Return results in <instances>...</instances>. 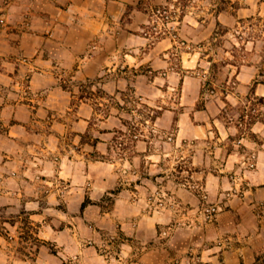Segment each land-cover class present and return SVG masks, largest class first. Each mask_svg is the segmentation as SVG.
Masks as SVG:
<instances>
[{"label": "crops", "instance_id": "obj_1", "mask_svg": "<svg viewBox=\"0 0 264 264\" xmlns=\"http://www.w3.org/2000/svg\"><path fill=\"white\" fill-rule=\"evenodd\" d=\"M220 59L205 91L199 67ZM257 98L264 0H0V264H264ZM168 139L191 146L214 219L176 184L192 222L165 229L176 213L149 197Z\"/></svg>", "mask_w": 264, "mask_h": 264}, {"label": "rangeland", "instance_id": "obj_2", "mask_svg": "<svg viewBox=\"0 0 264 264\" xmlns=\"http://www.w3.org/2000/svg\"><path fill=\"white\" fill-rule=\"evenodd\" d=\"M219 32L222 31V26H220V28L218 29ZM236 48V47H235ZM234 48V49H235ZM239 47H237V50ZM233 49V48H232ZM237 50H235V52H237ZM243 54H246V51H243V49L240 50ZM217 53V51H216ZM225 62L223 59H220L218 62H213L211 63L209 66H202L199 67V71H200V78L202 79L203 83H204V90L206 91L210 86L208 84L209 79L211 78H215L216 81H221V83L223 82V76L222 73L223 72H228V68H225ZM232 69V67H231ZM174 97V95H173ZM173 100V99H171ZM140 101V100H139ZM263 102L264 99L263 98H257L255 100H253L252 105L257 104L259 102ZM134 104L136 105L137 103L134 102ZM141 109V108H140ZM156 114V113H155ZM153 115V114H151ZM149 130L151 133H154L153 128L149 127ZM173 131H174V125L167 130V136H172L173 135ZM130 145V143H129ZM166 159L164 160V165H165V172H164V178H160L155 179V176H153L152 178H154V181H157V183L160 185L158 188L154 189V192L152 194H150L151 198V204L153 205V207H168L171 208L174 213H176L175 215V219H172L167 225L165 229L168 230H176V228H180V227H185V226H189L191 224V215L189 213L190 211V203L183 201L182 199L185 197V193L182 194V198L180 196H178V191L179 188H175L176 184H179L178 186H181L183 189L188 187L190 189H192V191L194 192V194L200 198L201 200V211L203 212V208L205 205L212 203L209 199L207 194H205L206 191H204V189L201 187V185L204 183V172H199V173H194V171L198 168H196L191 161V152H192V148L190 145L188 146H184L183 149V153L180 154V151L175 152L174 149V143L172 140L168 139V144L166 146ZM183 156V158H181V156ZM219 160V159H218ZM209 165L210 167H214V165L216 164L215 159H211V161H209ZM146 164V163H144ZM208 165V166H209ZM208 166H204L205 169ZM198 167V166H197ZM200 170V169H198ZM183 192H185L183 190ZM206 195V196H205ZM149 196V195H148ZM148 198V200H149ZM150 202V201H149ZM162 203V204H160ZM111 204L109 202V205L106 204L105 207L106 208H110ZM19 215V219L21 218L22 221V226L25 228V230L27 232L30 231V224L28 216L23 214V213H18ZM23 214V215H20ZM8 216V214H5ZM204 215V213H203ZM205 217V215H204ZM206 219V217H205ZM11 220V219H9ZM27 256L28 253H26ZM23 257H25L24 253H23ZM71 261H75V262H71ZM68 262L72 263V264H79L78 262V258H74L72 257H67L64 261L63 264H68Z\"/></svg>", "mask_w": 264, "mask_h": 264}, {"label": "built area", "instance_id": "obj_3", "mask_svg": "<svg viewBox=\"0 0 264 264\" xmlns=\"http://www.w3.org/2000/svg\"><path fill=\"white\" fill-rule=\"evenodd\" d=\"M150 12L153 15V29L157 31L158 33L162 34H171L172 36H175V28L171 24L172 22V12L168 8H163V7H156L152 6L150 7ZM250 167H254V157L252 156L250 162H249ZM206 196V195H205ZM162 204V203H160ZM221 210V204L219 203H210L204 206L203 208V213L206 217V219L211 220L216 217L218 212ZM76 258V257H74ZM72 263L75 261H71ZM68 264H72V263ZM196 264H205L204 261L198 260Z\"/></svg>", "mask_w": 264, "mask_h": 264}, {"label": "trees", "instance_id": "obj_4", "mask_svg": "<svg viewBox=\"0 0 264 264\" xmlns=\"http://www.w3.org/2000/svg\"><path fill=\"white\" fill-rule=\"evenodd\" d=\"M88 202H90V201H89V200H86V201L83 203L82 208H85L86 205L88 204Z\"/></svg>", "mask_w": 264, "mask_h": 264}]
</instances>
